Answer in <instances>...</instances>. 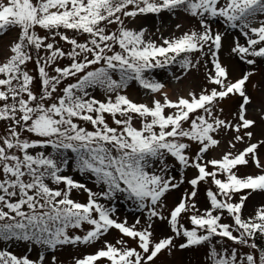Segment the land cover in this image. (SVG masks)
Instances as JSON below:
<instances>
[{"label": "snow or ice", "instance_id": "obj_1", "mask_svg": "<svg viewBox=\"0 0 264 264\" xmlns=\"http://www.w3.org/2000/svg\"><path fill=\"white\" fill-rule=\"evenodd\" d=\"M161 13L173 19L186 15L199 27L160 37L157 44L145 38L146 28L134 30L125 23V18ZM112 24L115 31L108 30ZM37 26L49 36L38 35ZM15 29L18 35L0 61V121L8 124L7 134L0 135V243L23 245L26 252L0 250V264H46L48 254L60 248L97 242L103 247L75 264H155L160 254L170 255L177 247L176 238L184 241L180 249L220 238L217 243L226 239L259 253L257 260L253 251L241 255L237 248L218 252L213 246V264H264V249L255 243L258 235L264 237V205L243 216L246 201L264 193V160L258 153L264 140L251 142L256 121L247 118L246 107L251 99L245 86L254 72L233 81L219 57L229 30H238L245 42L234 40L231 53L250 66L264 60V0H0V36ZM61 29L87 39L79 42ZM60 41L70 49L58 46ZM64 59L69 63L60 66ZM202 61L213 87L188 98L170 99L165 85L150 75L171 64L190 70ZM29 62L35 63L36 75L26 70ZM70 79L75 82L60 87ZM130 82L163 98L136 103L124 92ZM95 89L106 99L92 95ZM235 95L242 103L233 122L221 117L220 104ZM134 118H140V127ZM230 131L235 135L229 148L246 147L209 159L222 142L217 136ZM73 159V170L101 191L65 174ZM250 162L258 171L239 176L238 168ZM188 169L196 173L187 179L191 191L168 209L167 195L185 183ZM201 182L215 186L207 190L209 207L203 210L195 200ZM73 190L86 193L87 202L72 199ZM121 198L143 222L141 216L132 224L119 219L115 202ZM182 214L188 215L190 229L181 223ZM225 216L230 223L222 222ZM165 228L172 235L160 237ZM110 230L121 234L115 244L104 239ZM48 264H56L54 255Z\"/></svg>", "mask_w": 264, "mask_h": 264}, {"label": "rangeland", "instance_id": "obj_2", "mask_svg": "<svg viewBox=\"0 0 264 264\" xmlns=\"http://www.w3.org/2000/svg\"><path fill=\"white\" fill-rule=\"evenodd\" d=\"M33 3H36V0H33ZM125 23L127 26L134 30H139L141 28H146L148 33L146 34V39H151L155 41L157 44L162 43L160 37L168 38L175 34L176 37L180 36L184 31L189 29H196L199 27L197 21L194 18H190L186 15H180L178 18L173 19L168 13H161L159 17L149 15L147 17H138L137 20L132 21L129 18H125ZM176 24H182V28L177 30L175 28ZM215 27L220 28L221 24H216ZM117 25L112 24L108 25V30L115 31ZM38 35L45 37L49 36V33L46 30L40 29L38 26L35 29ZM60 31L64 32L69 37H74L78 39L79 42H85L87 39L86 34L76 33L71 30H64L61 29ZM19 29L10 30L9 32L5 33L3 36H0V61H4L5 57L8 55L6 46L11 42L14 41L18 35ZM59 40V37L56 38ZM239 39L241 43H244V38L238 33V30H229V34L225 37L223 41L222 50L219 53V57L224 66L227 67L229 71L230 78L235 81L236 79L242 77V75L246 71H253L254 75L250 77L249 81L246 83V93L251 99V103L247 105V118L253 119L256 121V125L251 129L254 133L253 140L251 142L255 143L259 140H264V119L261 117L264 116V60H257L256 65H246L241 62L238 57L231 53L230 49L233 46V41ZM64 50H69L70 46L63 41H60L59 45ZM119 50L118 47L116 49ZM195 56L198 58L200 56L199 53H196ZM69 63L67 59H64L59 62L60 66H66ZM211 68V64L208 65ZM26 70L30 71L31 74L36 75V65L33 62H29L26 66ZM51 72V70L49 69ZM207 73V69L203 66V61L200 65L190 70H185L179 67V64H171L166 66L165 68H157L151 71L150 75L153 79L163 83L165 87L171 83L174 78L179 80L180 78L183 80H187L189 86L187 87V94L190 92H194L199 94L203 88H211L212 85H209L205 79ZM116 75L114 78L116 79ZM75 82L74 79H70L65 81L64 84L60 85L63 88L67 83ZM183 84H180L182 87ZM165 89V88H164ZM163 89V92H164ZM35 91H39V84L37 83ZM182 94L185 93V88H181ZM125 94H127L130 99H132L136 103H151L153 97L157 99H162L161 94H150L146 90L142 89L138 83L133 82L129 85L127 89L124 90ZM179 93V92H178ZM176 91L172 89L171 94L172 97L177 95ZM60 93L58 92L57 95ZM92 95H94L99 100L106 99L105 93L101 89H95L92 91ZM178 94V98H179ZM177 98V99H178ZM242 103V98L239 95L231 96L230 98L226 99L225 101L221 102L220 107L223 108V112L220 113L222 118H226L228 120H232L235 122V114L237 113L240 104ZM107 122L110 126L115 127L112 123V118L107 116ZM142 121L140 118H134L133 124L136 127L141 126ZM81 126L87 127L88 130H92L90 124L86 122H82ZM7 122L0 121V135L7 134ZM233 132H228L227 134L221 133L217 136L218 139H221V144L217 149L210 150L207 154L208 158H217L219 159L225 152L227 151H236V149L243 150L246 145L244 143H238L236 145V149H230L228 145V141L234 136ZM197 150V146L193 145L191 155L194 156L195 151ZM259 156L261 159L264 158V144H262L258 150ZM71 166L69 167L68 171L65 173L66 175L72 176L77 181L84 183L87 187L91 188L94 192L101 191V187H97L91 178L86 176L80 175L77 171H74V160L70 162ZM178 167V165L176 166ZM211 170V169H209ZM258 170L255 168L254 164L251 162L248 166H240L237 170V174L241 177L246 176L248 174H255ZM173 174H176L175 172ZM195 170L188 169L185 173V183L177 190L169 193L166 198L167 208L170 209L174 205H176L182 194L186 191H191V186L187 184V179L194 177ZM179 178V177H177ZM223 179V176L219 177ZM63 187V185H60ZM209 188H212L215 191V186L212 185L210 182L201 184L198 186V194L195 198L197 206L203 210L209 207L208 198L206 196V192ZM72 199L86 203L87 202V194L79 191L73 190L72 192ZM239 199V196L236 197ZM106 203L105 201H101ZM117 207V215L120 220H124L127 218L128 224L134 223L137 216H141L140 213L136 212L134 207L130 206V204L125 201L124 199H119L115 202ZM264 205V193H254L248 201H246V206L243 209V216L249 217L254 214L255 210ZM165 214H167V209H165ZM191 214V213H190ZM189 214V215H190ZM141 220L143 222V217L141 216ZM224 223H230V218L224 217L222 219ZM162 222H157L160 225ZM181 223L185 225L187 228H191L192 225L188 219V215L182 214ZM85 230H87L88 226L85 225ZM75 234H83L81 230H73ZM172 235L170 230L164 229L159 232L160 237ZM121 234L118 230H110L109 234H107L104 239L115 244L116 240L120 238ZM217 240L220 238H214L211 243H206L202 246H195L189 247L185 249H180L178 246L183 243L182 238H176L174 240V244L177 245L176 248L173 249L172 253L169 255L167 251L160 254L157 258L155 264H213L212 259L210 258V250L213 246L217 249V251H222L224 248L232 249L237 248L241 255L247 254L250 251L248 247H242L240 245H235L226 239L222 240L220 243H217ZM118 246V245H117ZM129 246L135 247V243L129 240ZM103 247L102 242H97L93 246H65L60 248L54 253L48 254V261L51 260L52 255L55 256L56 264H75L76 258H83L88 254H94L99 248ZM0 250H9L16 254L17 256H22L26 252V247L23 245H12V244H4L0 243ZM257 257H259V253L254 252ZM32 259L36 258V253L32 252L30 254ZM46 261V264H48ZM101 264H106V262L102 261Z\"/></svg>", "mask_w": 264, "mask_h": 264}, {"label": "bare ground", "instance_id": "obj_3", "mask_svg": "<svg viewBox=\"0 0 264 264\" xmlns=\"http://www.w3.org/2000/svg\"><path fill=\"white\" fill-rule=\"evenodd\" d=\"M180 84H183V86L180 87ZM188 86H189V83L187 82V80L185 79L182 80L181 78L177 80L176 78H174V80L165 87L164 92H167V94H171L172 89H174L176 93L179 92L178 94L180 97L184 96L185 98H188V94L186 92ZM181 88H185L184 94H182V91H180ZM178 94L174 95L173 97L172 95H168V96L170 99L176 100L178 98ZM262 160H264V158Z\"/></svg>", "mask_w": 264, "mask_h": 264}, {"label": "trees", "instance_id": "obj_4", "mask_svg": "<svg viewBox=\"0 0 264 264\" xmlns=\"http://www.w3.org/2000/svg\"><path fill=\"white\" fill-rule=\"evenodd\" d=\"M179 59V58H178ZM117 77H116V79H118L119 77H118V75H116ZM133 82H130V84H132ZM129 84V85H130ZM73 156H74V154H73ZM74 160V159H73ZM255 243L258 245V247L260 248V249H264V237H261V236H257V238L255 239Z\"/></svg>", "mask_w": 264, "mask_h": 264}]
</instances>
